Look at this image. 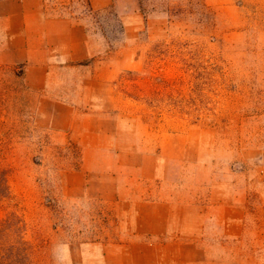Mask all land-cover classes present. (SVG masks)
Here are the masks:
<instances>
[{"label":"rangeland","instance_id":"1","mask_svg":"<svg viewBox=\"0 0 264 264\" xmlns=\"http://www.w3.org/2000/svg\"><path fill=\"white\" fill-rule=\"evenodd\" d=\"M94 2L122 18L112 50L108 14L45 0L85 25L92 57H54L37 86L40 53L0 52V264H182V232L209 256L191 262L264 264V0ZM7 31L0 18V48ZM102 176L170 204L150 260L112 254L142 233Z\"/></svg>","mask_w":264,"mask_h":264},{"label":"crops","instance_id":"2","mask_svg":"<svg viewBox=\"0 0 264 264\" xmlns=\"http://www.w3.org/2000/svg\"><path fill=\"white\" fill-rule=\"evenodd\" d=\"M94 1L92 0L93 4ZM45 5V0H0V8L3 10L0 18L8 22L6 42L0 48V52L40 53L36 61L33 62L30 59L26 65L27 76L33 71L39 73V77L35 79L37 83L31 81L37 86H43L47 82L50 72L49 63H52L55 58L59 57L63 61H83L92 57L87 44L85 25L71 17L49 14ZM51 101L52 105L68 110V116L74 113L75 108L70 102L55 98ZM99 178H102L105 184L106 179H112V184L116 182L115 177L102 176ZM110 186L111 188L107 186L103 189L102 195L113 199L119 209L123 205L132 206L135 218L131 222V227L142 233L138 239L135 236L127 241L126 245L124 244V249L113 251L112 254L118 255L125 261L133 260L136 256L141 257L142 261L150 260L149 254L153 243L151 235L161 234L167 230L169 224L167 216L171 211L170 204L164 200L141 199L133 201L127 198V195H123L121 186H117L116 183ZM158 214L159 219L156 217ZM193 228H195L193 234L197 235L200 233L199 231H202L203 226L198 223ZM202 240V237L193 236L187 232H182L181 237L179 235L175 237V242L181 245L182 264L185 262L189 264L198 256H203L205 259L204 255H206L209 259ZM83 253L85 252L83 251ZM109 254L110 251L105 253L106 256ZM85 261L87 262L86 255ZM190 264H197V262Z\"/></svg>","mask_w":264,"mask_h":264},{"label":"trees","instance_id":"3","mask_svg":"<svg viewBox=\"0 0 264 264\" xmlns=\"http://www.w3.org/2000/svg\"><path fill=\"white\" fill-rule=\"evenodd\" d=\"M87 4L89 6L88 13L96 14V16L101 14V17H103L104 14H108V16L110 18L116 20L117 24L112 27V29H111V31L109 33L104 31V29H103V32H102L106 36L107 42L109 43V48L108 49L112 50L115 47L114 46L115 41H113L115 39V37H119V36L123 37V35L125 33V28H124V25H123L122 18L119 16V14L115 11V9L113 7H111L110 9L98 10V9H95L93 7V5L91 3V0H87Z\"/></svg>","mask_w":264,"mask_h":264}]
</instances>
